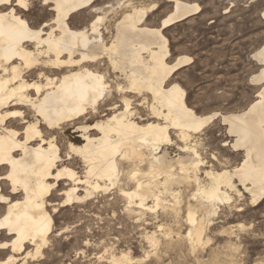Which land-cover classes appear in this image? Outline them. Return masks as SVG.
Wrapping results in <instances>:
<instances>
[{"label": "bare ground", "instance_id": "6f19581e", "mask_svg": "<svg viewBox=\"0 0 264 264\" xmlns=\"http://www.w3.org/2000/svg\"><path fill=\"white\" fill-rule=\"evenodd\" d=\"M171 1L173 10L160 27L144 24L155 5L133 6L113 31L105 27L106 36L103 16L88 27L70 22L94 0H46L53 17L39 28L28 22L31 8L20 10L18 4L0 0V264H28L42 253L53 230L50 207L55 212L59 206L88 202L112 188L127 201L128 212L135 205L144 214L163 205L164 194L180 200V184L192 185L189 200L196 202L187 205L192 244L204 235L205 219L198 215L215 213L218 202L235 195L240 199L238 186L252 201L264 199V87L245 110L222 118L236 137L233 148L243 151L241 163L230 169L211 163L203 168L207 162L190 141L217 114L198 115L181 85L166 87L169 77L192 58L177 57L170 64L162 32L201 8ZM253 57L262 66L253 81L262 82L264 43ZM106 65L127 84L116 80L110 85L102 71ZM116 97L122 105L109 103ZM72 126L79 135L66 137L64 160L59 138ZM172 130L190 156L180 160L179 173L171 170L167 150L163 152ZM76 159L84 165L83 175L74 167ZM150 239L158 243L156 236ZM131 260L128 253L114 254L108 264Z\"/></svg>", "mask_w": 264, "mask_h": 264}, {"label": "rangeland", "instance_id": "374dc122", "mask_svg": "<svg viewBox=\"0 0 264 264\" xmlns=\"http://www.w3.org/2000/svg\"><path fill=\"white\" fill-rule=\"evenodd\" d=\"M183 1L197 3L201 9L162 32L168 40L170 64L181 56L192 61L176 70L166 87L174 83L181 85L186 90L188 105L198 115L217 114L193 133L190 143L196 145L207 162L203 168L214 164L230 169L241 163L243 151L233 148L236 137L229 133V126L222 118L245 110L264 87V81H253L262 67L253 54L264 43V0ZM133 6L154 7L144 22L153 28L160 27L173 10L171 0H104L102 4L93 3L81 9L70 22L78 28L88 27L83 21L99 13L95 19L104 17L101 30L109 26L113 31L116 21ZM49 9L41 0L27 11L30 25L37 18L43 23L49 21L53 17ZM106 67L102 71L108 73L110 85L116 80L124 86L127 84L119 73ZM145 96L151 99L149 93ZM117 103L122 105L121 99ZM140 110L147 114L141 107ZM171 132V142L164 145L163 152L167 150L171 170L179 173L180 160L190 156L181 149L184 143L177 134ZM77 135L74 126L69 127L65 137L61 134L59 145L64 160L67 159L66 137ZM74 167L80 175L84 174L80 159H76ZM142 168L148 169L146 164ZM183 184L180 190L179 184L174 185L181 192L180 200L164 194L163 205L143 210L144 214L135 205V211L128 212L127 201L118 188L100 192L88 202L59 206L55 212L50 207L53 230L42 253L28 264H108L112 255L121 253L129 254L130 264H264V199L252 201L251 195L238 186L243 194L240 199L233 195L234 200L218 202L215 213L198 215L205 219L204 235L199 243L192 244L187 235L192 227L187 220V205L196 200H189L194 187ZM63 187L61 182L57 196ZM147 202L149 206L155 205L153 200ZM150 235L156 236L157 244L152 243Z\"/></svg>", "mask_w": 264, "mask_h": 264}, {"label": "snow or ice", "instance_id": "6c2138e0", "mask_svg": "<svg viewBox=\"0 0 264 264\" xmlns=\"http://www.w3.org/2000/svg\"><path fill=\"white\" fill-rule=\"evenodd\" d=\"M41 0H9V5L12 3H16L19 6L20 10L24 9H30V8H35ZM43 2H46V0H43ZM95 4H102L104 3V0H94ZM87 10V9H86ZM99 13H95L93 16L86 18L83 21V24H90L91 21L95 19V16L98 15ZM43 24V21L41 19H35L33 21V26L36 28H39ZM83 24L81 26H83ZM119 100V97L114 98L113 100L109 101V103H116Z\"/></svg>", "mask_w": 264, "mask_h": 264}, {"label": "water", "instance_id": "95a60500", "mask_svg": "<svg viewBox=\"0 0 264 264\" xmlns=\"http://www.w3.org/2000/svg\"><path fill=\"white\" fill-rule=\"evenodd\" d=\"M193 15H194V14H190V15L186 16L185 18H182V19L178 20L177 22L184 21V20L190 18V17L193 16ZM177 22H175V23H177Z\"/></svg>", "mask_w": 264, "mask_h": 264}]
</instances>
